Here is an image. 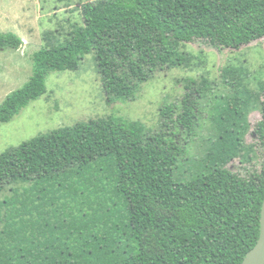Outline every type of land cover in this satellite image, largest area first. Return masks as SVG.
<instances>
[{
  "label": "trees",
  "instance_id": "16d2710c",
  "mask_svg": "<svg viewBox=\"0 0 264 264\" xmlns=\"http://www.w3.org/2000/svg\"><path fill=\"white\" fill-rule=\"evenodd\" d=\"M81 13L82 26L34 53L29 81L0 106V128L47 94L49 74L78 71L91 53L108 99L126 101L132 85L136 93L158 72L189 66L181 44L201 40L219 50H240L264 39V0H98L84 4ZM23 46L18 35L0 32V51ZM223 76L232 78L234 89L242 88L238 95L249 98L248 70L226 68ZM197 83L187 81L180 106L161 109L166 132L147 135L138 123L109 118L41 135L9 150L0 155V190L35 180L53 185L67 170L110 160L135 252L115 261L100 255L94 264H242L260 236L264 164L246 178L227 169L229 156H248L240 139L242 121L231 110L244 114L247 105L233 101L227 109L231 119H220L225 151L210 152L204 170L192 179H175L184 154L180 137L193 136L200 103L212 91ZM258 105L262 121L254 135L264 144V101Z\"/></svg>",
  "mask_w": 264,
  "mask_h": 264
},
{
  "label": "rangeland",
  "instance_id": "374dc122",
  "mask_svg": "<svg viewBox=\"0 0 264 264\" xmlns=\"http://www.w3.org/2000/svg\"><path fill=\"white\" fill-rule=\"evenodd\" d=\"M96 1L0 0V32L24 41L18 51H0V106L29 81L34 53L56 40L62 42L74 26H82L83 5ZM179 50L189 61L187 68L158 72L136 93L132 85L126 101L108 99L95 53L85 57L78 71L52 72L46 80L47 94L0 128V155L41 135L109 118L138 123L147 135L166 132L161 109L180 106L185 84L192 80L212 91L200 103L193 136L180 137L184 154L175 179H192L204 170L210 152L225 151L227 141L219 139L220 119H231L227 109L233 101H244L242 108L247 105L244 114L231 110L242 121L240 139L248 156H229L227 169L244 178L261 172L264 144L254 131L262 121L258 104L264 101V39L240 50H219L201 40L181 44ZM235 66L250 73L249 98L238 95L242 88L234 89L231 77L225 81L223 70ZM111 165L106 160L67 170L53 185L35 180L0 190V264H94L100 255L115 261L133 254L126 202L115 192Z\"/></svg>",
  "mask_w": 264,
  "mask_h": 264
},
{
  "label": "water",
  "instance_id": "95a60500",
  "mask_svg": "<svg viewBox=\"0 0 264 264\" xmlns=\"http://www.w3.org/2000/svg\"><path fill=\"white\" fill-rule=\"evenodd\" d=\"M242 264H264V201L261 209V230L258 242L248 252Z\"/></svg>",
  "mask_w": 264,
  "mask_h": 264
}]
</instances>
